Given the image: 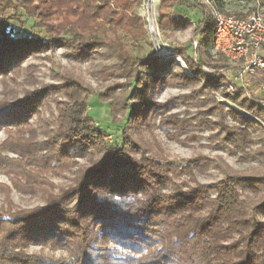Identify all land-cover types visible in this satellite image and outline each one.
<instances>
[{
  "label": "trees",
  "instance_id": "obj_1",
  "mask_svg": "<svg viewBox=\"0 0 264 264\" xmlns=\"http://www.w3.org/2000/svg\"><path fill=\"white\" fill-rule=\"evenodd\" d=\"M141 1L0 0V77L16 69L26 56L52 44L85 51L93 46L89 41L93 33L106 26H112L113 35L119 32L115 35L119 39L139 43L144 36L143 24L133 17L131 8ZM179 1L159 0L157 25L164 35L186 27L172 11ZM220 1L213 0L218 5ZM10 11L19 13L21 25L26 20L36 21L35 26L47 40L13 38L10 31L15 15L6 16ZM210 28L207 17L200 36L207 38ZM211 36L213 39V32ZM115 45L105 47L124 64L125 77L135 95L149 89L150 82L160 81L157 73L171 65L143 58L138 64L146 71L143 78L139 77L125 66L129 58ZM184 59L196 78L180 74L168 82L198 85L204 79L202 89L217 90L214 78L201 73L190 58ZM224 62L220 58L213 63L216 67ZM62 91L65 101L56 103L55 130L42 141L37 140L29 122L42 106L43 90L0 102V131L7 134L0 144V172L23 180L33 192L46 183L41 174L70 172L73 165L78 166L74 162L77 157H88L89 161L72 172L74 179L69 186L57 193L43 190V207L16 213L0 211V264H264V222L259 219L264 217V175L227 173L218 182L200 184L195 173L210 167L208 159L195 158L182 165L144 157L136 160L128 154L132 141L124 132L120 146H108L106 134L92 125L88 93L80 83L70 81ZM138 99L136 105L127 108V118L146 125L159 106L144 96ZM246 103L240 101L239 106L264 125V106ZM211 109L217 108L213 105ZM231 113L240 127H224L206 117L198 122L207 129L219 125L217 135L222 142L232 139L234 150L249 156L245 153L251 139L249 130H260L264 139V129L236 111ZM178 124L174 122L175 127ZM254 155L264 163V140ZM176 175H184L187 183L175 184ZM30 244L62 249L70 260L55 262L27 256L21 248Z\"/></svg>",
  "mask_w": 264,
  "mask_h": 264
},
{
  "label": "rangeland",
  "instance_id": "obj_2",
  "mask_svg": "<svg viewBox=\"0 0 264 264\" xmlns=\"http://www.w3.org/2000/svg\"><path fill=\"white\" fill-rule=\"evenodd\" d=\"M213 1V0H212ZM264 8V0H259ZM159 0L154 3L142 0L140 4L131 8L133 17L141 20L144 30L143 40L139 43H130L126 39H119V32L113 35L111 27H103L89 38L93 46L85 51L71 48L67 45L52 44L33 55H28L18 67L5 77H0V102H11L23 99L35 91L45 92V99L38 109V115L30 119V126L36 132L37 140L42 141L49 132L55 130L57 117L56 103L64 102L62 87L70 81L80 83L87 91V112L92 125L106 134L108 146H120L121 134L124 132L132 141L128 154L136 160L150 158L161 162H171L182 165L195 158L210 160L211 165L202 172L195 173L200 184H211L220 181L227 173L242 176L264 175V163L255 157V152L263 146V137L260 130L251 128L250 143L243 155L234 150L232 139L222 142L220 126L210 129L199 124L201 118L221 122L225 127H240L239 120L232 111L259 124L264 125L239 106L240 101L246 104L263 106L264 103V75H255L247 79L249 86H242L234 80L237 71L230 70L233 64L222 56H214L211 49L213 32L212 21L210 35L207 38L200 36L203 30V21L207 18L202 0H180L172 9L183 22L184 30L164 35L160 30V37L154 42L147 31V19L157 20ZM218 10L224 13L245 16L256 7L253 0H221L215 4ZM19 13L7 12L6 16ZM11 21L13 38L24 36L47 40L45 33L35 26L36 21L26 20L24 25L19 18ZM22 20H25L22 17ZM189 21L193 22L191 24ZM101 25V23H98ZM141 32V29H136ZM96 39H93V38ZM66 38H69L68 36ZM116 44V48L127 55L128 67L132 68L139 77L144 76V66L138 61L145 58L155 59L161 64L171 63L166 70L158 72L160 81L150 82V88L131 93L128 79L125 77L124 64L110 48L105 45ZM194 44L197 45L195 50ZM184 57L190 58L201 73L214 78L216 91L202 89L205 80L200 79L198 85H174L168 78L184 74L189 78H196L190 72ZM215 57V58H214ZM224 59V65L214 66V61ZM178 59L182 62H177ZM199 78V77H198ZM201 78V77H200ZM252 85V86H251ZM261 90V91H259ZM130 93V95H129ZM145 97L159 107L147 118L146 125L136 124L132 118H127V108L134 106L138 98ZM213 105L217 109L212 110ZM212 110V111H211ZM211 111V116H206ZM221 118V121L218 120ZM200 118V119H199ZM174 122H179L175 127ZM202 125V124H201ZM7 134L0 131V144L5 141ZM15 158L12 154H6ZM70 172L61 174H41L45 180L42 188L30 191L23 180L7 176L0 172V211L10 210L12 213L32 210L44 206V192L65 188L72 184L74 172L79 166L88 165V157H77ZM173 182L177 185L187 183L184 175H176ZM264 197V192H262ZM264 222V217H259ZM114 248L113 245L110 246ZM27 256H36L55 262L69 261L68 254L62 249L53 250L49 247L30 244L21 248Z\"/></svg>",
  "mask_w": 264,
  "mask_h": 264
},
{
  "label": "built area",
  "instance_id": "obj_3",
  "mask_svg": "<svg viewBox=\"0 0 264 264\" xmlns=\"http://www.w3.org/2000/svg\"><path fill=\"white\" fill-rule=\"evenodd\" d=\"M253 1L256 5L254 10L240 18L221 12L212 0H202L204 11L213 26V55L222 56L233 64L229 68L237 71L234 80L246 87L250 84L248 78L264 75V8H261L259 0ZM148 2L154 3V0ZM146 22L147 31L156 42L160 37L157 20L147 19ZM194 48L196 50V44ZM177 62L182 63L179 59Z\"/></svg>",
  "mask_w": 264,
  "mask_h": 264
}]
</instances>
